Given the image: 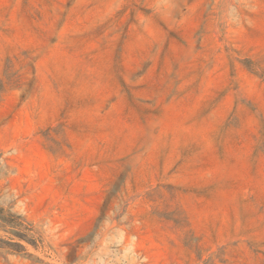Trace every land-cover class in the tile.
I'll return each instance as SVG.
<instances>
[{"label":"rangeland","instance_id":"1","mask_svg":"<svg viewBox=\"0 0 264 264\" xmlns=\"http://www.w3.org/2000/svg\"><path fill=\"white\" fill-rule=\"evenodd\" d=\"M0 264H264V0H0Z\"/></svg>","mask_w":264,"mask_h":264}]
</instances>
